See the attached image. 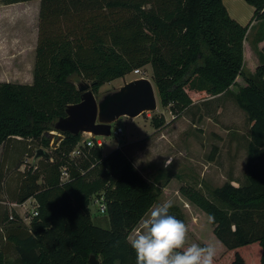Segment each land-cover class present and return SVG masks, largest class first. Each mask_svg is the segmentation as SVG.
<instances>
[{
    "label": "trees",
    "instance_id": "trees-1",
    "mask_svg": "<svg viewBox=\"0 0 264 264\" xmlns=\"http://www.w3.org/2000/svg\"><path fill=\"white\" fill-rule=\"evenodd\" d=\"M3 4L31 0H0ZM262 21L264 0H246ZM34 80L0 82V145L11 138L28 142L14 202L37 201L29 225L13 210L6 213L0 264H136L131 232L158 202L161 188L146 178L123 147L108 154L80 144L82 134L61 132L57 121L82 92L75 78L101 86L151 65L161 104L180 115L195 90L209 98L230 95L250 124L245 179H233L206 195L193 186L181 193L208 214L216 238L233 252L231 264H264V47L254 72L245 68L249 25L233 19L223 0H40ZM242 77L244 85L233 87ZM156 129L165 115L151 118ZM61 139L50 157L34 164L38 148ZM79 147L77 148V146ZM77 148L78 153L72 155ZM70 177L61 180V169ZM6 175L0 162V184ZM103 197L110 228L93 222L92 197ZM178 219L182 212L173 206ZM257 243L250 262L241 247ZM252 252V251H251Z\"/></svg>",
    "mask_w": 264,
    "mask_h": 264
},
{
    "label": "rangeland",
    "instance_id": "rangeland-1",
    "mask_svg": "<svg viewBox=\"0 0 264 264\" xmlns=\"http://www.w3.org/2000/svg\"><path fill=\"white\" fill-rule=\"evenodd\" d=\"M27 2L13 3L16 4L13 6L5 4L3 7L0 1V30L6 32L4 38L12 39V35L17 34L28 46H33L38 43L41 2ZM15 54L11 53L9 57H15ZM247 59L250 66L249 58ZM141 71L140 74L132 72L124 78L105 83L96 96L122 86L125 80L146 77L155 85L158 109L135 118L122 116L114 121L113 130L118 127L123 130L118 135L113 132L112 135L103 137V152L108 154L117 147H123L139 171L161 188L158 202L152 208L165 201H171L172 207L176 206L181 210L180 220L187 227L185 247L193 243L201 246L212 244L217 249L215 264H231L233 252L216 238L212 218L185 197L181 193V187L193 186L209 196L211 189L222 186L228 180H235L237 185L244 181L250 130L248 117L230 95L222 96L221 100L212 99L195 90L190 91L193 105L180 115L175 114L169 107L161 104L151 65L141 68ZM240 81L233 87L234 90H238L245 82L242 78ZM154 114L165 115L167 122L160 129H156L152 124L151 118ZM51 133V143L46 148L48 152H53L61 139L59 131ZM84 137L88 135L82 134V138ZM28 160L32 164L33 157ZM93 199L94 196L90 205L93 222L110 228L107 214L99 211ZM36 207L37 201L32 199L26 205L22 204L16 208L27 225L30 224ZM139 227L140 224L130 236ZM256 244L241 247L250 262L256 258V252L252 250Z\"/></svg>",
    "mask_w": 264,
    "mask_h": 264
},
{
    "label": "crops",
    "instance_id": "crops-1",
    "mask_svg": "<svg viewBox=\"0 0 264 264\" xmlns=\"http://www.w3.org/2000/svg\"><path fill=\"white\" fill-rule=\"evenodd\" d=\"M20 3L27 4L28 2ZM223 3L233 19L244 26L250 24L244 42V55L245 67L249 71L254 72L260 62L258 52L264 47V38H261V31L263 30L261 25L262 21L253 20L255 7L246 0H223ZM13 5L16 4L8 6ZM2 6L5 7L6 5L2 4ZM13 21H15V18ZM2 32H0V82L31 84L34 80L37 43L33 46H28L17 34L12 35L13 38L10 39L8 37L4 38L6 32ZM2 37L4 40H2ZM11 53H16L14 55L15 57H9ZM247 58H249L250 66ZM241 78H237L238 83L241 82ZM214 98L218 97H212V99ZM27 145L28 142L26 140L15 137L9 139L5 144L0 145V162H2L4 172L6 173L2 184H0V244L4 242L2 235H4L3 224L5 223L6 213H11L13 210L18 213L17 207L19 205H26L32 199L35 200V198H30L24 203L19 204L14 202L13 199L20 185L21 172L25 169V165L19 167L18 164L24 158L26 159Z\"/></svg>",
    "mask_w": 264,
    "mask_h": 264
},
{
    "label": "water",
    "instance_id": "water-1",
    "mask_svg": "<svg viewBox=\"0 0 264 264\" xmlns=\"http://www.w3.org/2000/svg\"><path fill=\"white\" fill-rule=\"evenodd\" d=\"M74 81L82 92L81 101L69 104L66 116L55 124L56 129L61 132H91L94 135L110 136L113 122L120 117L135 118L158 109L157 91L149 78L125 80L122 86L106 91L98 97L91 90L90 83L81 78H75ZM42 156L49 158L50 154L46 149L38 148L33 159L34 164ZM89 262L102 264L95 255H91Z\"/></svg>",
    "mask_w": 264,
    "mask_h": 264
},
{
    "label": "clouds",
    "instance_id": "clouds-1",
    "mask_svg": "<svg viewBox=\"0 0 264 264\" xmlns=\"http://www.w3.org/2000/svg\"><path fill=\"white\" fill-rule=\"evenodd\" d=\"M169 162L167 161L166 164ZM171 201L152 208L128 243L136 253V264H215L214 245L193 243L185 247L187 227L170 213Z\"/></svg>",
    "mask_w": 264,
    "mask_h": 264
},
{
    "label": "built area",
    "instance_id": "built-area-1",
    "mask_svg": "<svg viewBox=\"0 0 264 264\" xmlns=\"http://www.w3.org/2000/svg\"><path fill=\"white\" fill-rule=\"evenodd\" d=\"M133 72L135 74L142 73L141 68L135 69ZM122 130H123L122 127H118L116 130H113V127H112L111 135H112L113 132H115V134L118 135L119 133L122 132ZM85 133L88 135V137L82 138V140L79 143V145L80 144H84V145L89 146V147L96 145V146H98L100 148H103V146H104L103 137H105V136L94 135L91 132H85ZM79 145L77 146V148L79 147ZM77 148H76L75 151H73L72 155H76L78 153ZM69 177H70V172H69L68 168L67 167H62V169H61V180L64 182V181L68 180ZM93 202L98 205L99 211L101 213H105V214L107 213L106 203H105L103 197H96L95 196L94 199H93ZM37 214H38V211L36 209H34L33 210V217L35 215H37Z\"/></svg>",
    "mask_w": 264,
    "mask_h": 264
}]
</instances>
